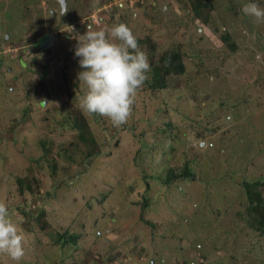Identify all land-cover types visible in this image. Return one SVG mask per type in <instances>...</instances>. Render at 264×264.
<instances>
[{"label": "rangeland", "instance_id": "1", "mask_svg": "<svg viewBox=\"0 0 264 264\" xmlns=\"http://www.w3.org/2000/svg\"><path fill=\"white\" fill-rule=\"evenodd\" d=\"M193 1L65 0L60 15L59 0H0V202L25 236L19 264H264L241 185L259 180L264 196V22L241 12L249 0H201L200 15ZM87 21L126 24L147 57L182 54L185 72L143 85L120 127L79 107ZM76 111L100 146L90 160L60 124ZM187 160L191 175L167 185ZM65 230L74 249L53 241Z\"/></svg>", "mask_w": 264, "mask_h": 264}, {"label": "clouds", "instance_id": "2", "mask_svg": "<svg viewBox=\"0 0 264 264\" xmlns=\"http://www.w3.org/2000/svg\"><path fill=\"white\" fill-rule=\"evenodd\" d=\"M67 8L64 3L60 15ZM241 12L256 23L264 22V6L256 0L243 4ZM76 39L74 55L84 69L77 76L86 87L85 94L79 97L80 109L89 115L108 118L114 127L126 124L138 91L151 70L138 38L126 24L119 23L110 29L89 27ZM24 243L25 236L12 219L7 204L0 202V254L19 264L25 256Z\"/></svg>", "mask_w": 264, "mask_h": 264}, {"label": "trees", "instance_id": "3", "mask_svg": "<svg viewBox=\"0 0 264 264\" xmlns=\"http://www.w3.org/2000/svg\"><path fill=\"white\" fill-rule=\"evenodd\" d=\"M205 2H202L201 0H194L192 2V8L195 14L200 15L201 10L203 6H205ZM85 28V26H83ZM222 37H226L222 36ZM139 45L144 44V41H139ZM156 58V59H155ZM148 60L151 66V70L148 73V79L145 82L144 86L151 89V90H162L169 86L168 84V78L173 75H179L183 74L185 72V66L182 59L181 52L175 48L170 49V51H166L161 53L158 57H155L153 55L148 56ZM17 124V123H16ZM61 125L65 124L70 129L75 130L74 137L77 139V141L74 142L76 148L79 149V143L82 144L83 149L82 152L84 154V158H88L89 160L93 158L94 156L98 155L100 153V146L97 143L89 124L83 115L82 112L76 111L75 113H68L64 118L61 120ZM171 126V124H169ZM168 125V126H169ZM49 142L47 140L41 141V147L43 150V158L47 156L50 149L46 147V145ZM63 150L62 152H64ZM70 157V156H68ZM166 173V179L165 183L169 185L170 183L174 182L177 179H183L187 178L191 175L189 166H188V160L186 161V164L184 165L183 169L177 172L173 168H168ZM20 184L22 182L18 181ZM263 183L259 180L254 181H247L242 180L241 185L243 186L246 194V198L248 201V205L246 208V218L248 220V224L250 227L259 230L260 233L264 234V196L262 194V191L260 190V186ZM26 186V185H25ZM27 190L29 192H32L31 187L26 186ZM146 188H149L148 182L146 183ZM19 191L22 193L23 189L22 187L19 188ZM141 214H140V220L148 225V226H155L150 220H147L144 218L145 209L148 205V201L145 197H142L141 200ZM41 214V213H40ZM53 239L54 243L59 246V248L67 250V247L72 246L73 249L77 245V241L79 239V236H77L75 233H70L68 230H65L63 232H56ZM63 251V252H64Z\"/></svg>", "mask_w": 264, "mask_h": 264}, {"label": "water", "instance_id": "4", "mask_svg": "<svg viewBox=\"0 0 264 264\" xmlns=\"http://www.w3.org/2000/svg\"><path fill=\"white\" fill-rule=\"evenodd\" d=\"M60 1V4H61V9L63 7V4L65 3V0H59Z\"/></svg>", "mask_w": 264, "mask_h": 264}, {"label": "built area", "instance_id": "5", "mask_svg": "<svg viewBox=\"0 0 264 264\" xmlns=\"http://www.w3.org/2000/svg\"><path fill=\"white\" fill-rule=\"evenodd\" d=\"M91 17H94V15L91 14ZM91 19H92V18H91ZM87 26L90 27L89 24H88V21H87Z\"/></svg>", "mask_w": 264, "mask_h": 264}]
</instances>
